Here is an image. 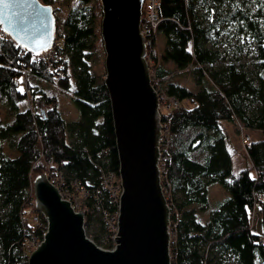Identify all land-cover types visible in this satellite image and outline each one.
<instances>
[{"label":"trees","instance_id":"1","mask_svg":"<svg viewBox=\"0 0 264 264\" xmlns=\"http://www.w3.org/2000/svg\"><path fill=\"white\" fill-rule=\"evenodd\" d=\"M42 1L55 7L56 38L62 40L57 60H44L0 31V103L12 110L11 119H0V264L22 257L27 264V243L44 236L43 213V224L32 219L38 212L33 179L48 163L90 188L101 184L104 169L119 174L120 168L106 73L93 69L102 53L106 70L101 0H73L68 7L64 0ZM157 12L149 66L158 77L168 76L160 84L169 94L190 102L161 114L168 127L160 168L171 206V264H211L217 254L230 255L234 264H264V0H159ZM234 33L253 41L250 69L229 52ZM189 74L196 77L193 87L183 80ZM223 120L259 131L245 144L250 165L238 171L231 169ZM213 183L228 192L214 202L207 193ZM197 209L207 211V219ZM253 212L261 232L252 229ZM86 221L100 223L93 234L98 240L100 213H88Z\"/></svg>","mask_w":264,"mask_h":264},{"label":"water","instance_id":"2","mask_svg":"<svg viewBox=\"0 0 264 264\" xmlns=\"http://www.w3.org/2000/svg\"><path fill=\"white\" fill-rule=\"evenodd\" d=\"M144 0H101L104 82L113 112L122 180L119 227L113 249L87 233L75 210L45 172L34 177L35 209L48 222L27 264H171L170 206L161 181L162 120L142 34ZM55 7L42 0H0L3 30L42 54L55 38Z\"/></svg>","mask_w":264,"mask_h":264},{"label":"built area","instance_id":"3","mask_svg":"<svg viewBox=\"0 0 264 264\" xmlns=\"http://www.w3.org/2000/svg\"><path fill=\"white\" fill-rule=\"evenodd\" d=\"M144 16L142 21V34L145 36V44L147 45V59L153 60L152 56V44L154 38L157 36V31L159 28L160 22V14L157 12V8L159 5V0H144ZM145 17V21H144ZM57 30V29H56ZM0 31L5 32L3 30V25L0 21ZM6 33V32H5ZM52 46L43 51L42 55L44 60L52 63V59L58 58V48L62 45V40L56 38V31H55V38ZM29 69L25 68L23 83L27 84V77H28ZM150 76L153 79V83L155 88L159 94V109H161V114L163 109L172 108L173 106H178L181 104L179 98L174 96V94H169L166 88L161 85L162 81L168 80V76L164 78L158 77L155 68L151 67ZM15 82H19V80H15ZM238 130L240 129L241 133L246 129L241 122L238 121L237 123ZM161 136L159 138L160 142V161L164 157V150L168 146V127L162 124L161 129ZM242 144L245 145L250 141V137L247 134H242ZM44 153L42 152L41 156ZM159 161V163H160ZM45 170L43 172L46 173L50 181L61 191L62 197L66 200H69L75 210H84L85 212V228L88 235L98 243V245L102 248H109L113 249L116 247L118 241L115 240L116 235L118 234L119 230V212H120V201H121V194L123 192L122 187V180L120 174L115 169H104L102 173V181L101 184L97 187H88L81 178H77L75 176L68 175L64 168L62 167H55L50 165L49 163L45 166ZM161 169V168H160ZM117 205V208L111 210L110 207ZM169 205V203H168ZM170 206V205H169ZM171 208V206H170ZM100 213L102 220H104V233L101 237L97 240L94 235L89 234L88 232V221H86V216L88 213ZM171 213V210H170ZM32 219L36 223L43 224L41 212H36L32 215ZM24 221H28V217H24ZM47 222V221H46ZM48 222L46 224V228L44 232L47 230ZM45 234V233H44ZM170 238H171V231H170ZM42 238L38 239H31L29 240V250L32 251L35 249ZM172 238L170 239V243Z\"/></svg>","mask_w":264,"mask_h":264},{"label":"rangeland","instance_id":"4","mask_svg":"<svg viewBox=\"0 0 264 264\" xmlns=\"http://www.w3.org/2000/svg\"><path fill=\"white\" fill-rule=\"evenodd\" d=\"M64 5L66 7H68L69 4H72L73 0H64ZM230 40L232 41V46H234V48L230 45L229 47V52H231L232 57L237 53V58L236 61L239 63H242L245 65V67L247 68H252L253 64L255 63V51H254V45H253V41L250 39V37L248 36H237L233 34L229 35ZM164 36H160L159 40H158V45L159 48H164ZM236 44H239L241 46V49H237L236 48ZM236 52V53H235ZM235 53V54H234ZM105 58V56H104ZM102 53L96 55L95 60L93 62V69L96 73L100 74L101 76H103L106 73V70L103 69V64H102ZM104 68H105V63H104ZM195 75H186V77L183 79L184 83H186L187 85L193 87V85L195 84ZM36 79H34L35 81ZM35 82H39L38 80ZM47 83L43 82L42 86ZM182 104L185 105H190V102L187 99H183V101L181 102ZM22 108L25 107V104H21ZM71 118L74 119L77 116L76 113V106L72 105V111H71ZM12 110L11 108H9L8 104H2L0 103V119L1 120H6V119H11L12 118ZM74 117V118H73ZM221 125L224 128L225 132H226V143H227V148L230 151V160H231V169L233 171H238L241 167L250 165V159L247 156V149L245 148V145L242 144V134H247L251 139H256L259 138V134H258V130L255 129H245L242 133L240 131V129L238 130L237 125L235 126V124L232 121L229 120H223L221 121ZM2 145H4V149L7 151L6 147H7V141L3 140ZM210 199L212 200V202H214L215 200L219 199L221 196L227 195L228 192L218 183H213L209 186V189L207 191ZM197 212L199 215H202L203 219H207L208 217V212L207 211H201L200 209H197ZM252 223H253V231L256 232H261L262 231V223L260 220V217L257 213L252 214ZM88 232L89 234H94L96 232H100V223L97 221L96 223L94 222L92 226H88ZM104 232L101 233V235ZM101 235L99 236V238L101 237ZM96 237V236H95ZM98 238V237H96ZM29 243L30 241L27 243L28 245V250H29ZM30 252V250H29ZM4 259L3 257V253H2V249L0 246V261H2ZM26 260L25 257H22L18 263H14V264H23V262ZM28 261V260H27ZM211 264H234V258L231 257L230 255H223L220 256V254H217L214 259L213 262Z\"/></svg>","mask_w":264,"mask_h":264},{"label":"bare ground","instance_id":"5","mask_svg":"<svg viewBox=\"0 0 264 264\" xmlns=\"http://www.w3.org/2000/svg\"><path fill=\"white\" fill-rule=\"evenodd\" d=\"M145 5V4H144ZM143 11H144V8H143Z\"/></svg>","mask_w":264,"mask_h":264},{"label":"crops","instance_id":"6","mask_svg":"<svg viewBox=\"0 0 264 264\" xmlns=\"http://www.w3.org/2000/svg\"><path fill=\"white\" fill-rule=\"evenodd\" d=\"M258 134H259V132H258Z\"/></svg>","mask_w":264,"mask_h":264}]
</instances>
